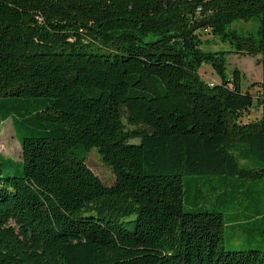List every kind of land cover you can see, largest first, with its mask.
Wrapping results in <instances>:
<instances>
[{
    "label": "trees",
    "instance_id": "1",
    "mask_svg": "<svg viewBox=\"0 0 264 264\" xmlns=\"http://www.w3.org/2000/svg\"><path fill=\"white\" fill-rule=\"evenodd\" d=\"M207 33L261 57L257 96ZM6 121L21 159L0 156V264H264L224 248L234 226L264 245V210L225 213L264 182V0H0Z\"/></svg>",
    "mask_w": 264,
    "mask_h": 264
},
{
    "label": "rangeland",
    "instance_id": "2",
    "mask_svg": "<svg viewBox=\"0 0 264 264\" xmlns=\"http://www.w3.org/2000/svg\"><path fill=\"white\" fill-rule=\"evenodd\" d=\"M260 27L258 20H252L248 23L243 21H237L229 26L228 31H234L240 36H249L257 34ZM202 50L204 52H226V76L230 79L233 72L237 71L241 77L242 89L244 92H250L252 95L257 96L259 89L254 87L255 84L262 82L263 70L261 65V57L247 56L232 53L233 49L229 42H224L221 38L215 37L210 33L204 34L201 37ZM200 78L207 84H221L220 77L215 73L211 66L205 65L199 71ZM261 117V111H252L247 115L242 122L248 123L255 121ZM0 156L11 158L14 160L21 159V147L19 139L16 137L15 130L11 121H6L0 128ZM87 166L89 169L101 180L105 186H112L115 182V176L113 172L103 164L98 152L92 151L87 159ZM256 186V185H255ZM192 195L195 188H192ZM254 198H250L248 201L234 202L228 205L226 210L227 218H233L234 212L237 210H243L244 214H250L254 211L264 210V182L259 183L254 187ZM207 203L201 200L200 205L205 206ZM206 209V208H204ZM203 209V210H204ZM189 211V206L186 207ZM253 237L260 240V235L253 233ZM247 235L240 230L237 226L229 228L226 231L224 248L227 252L231 251H263V244H252L246 246L245 241ZM258 241V240H257Z\"/></svg>",
    "mask_w": 264,
    "mask_h": 264
}]
</instances>
